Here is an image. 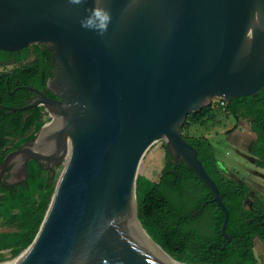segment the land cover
Masks as SVG:
<instances>
[{"label":"water","instance_id":"water-1","mask_svg":"<svg viewBox=\"0 0 264 264\" xmlns=\"http://www.w3.org/2000/svg\"><path fill=\"white\" fill-rule=\"evenodd\" d=\"M100 2L111 16L103 34L81 26L94 0H0V49L44 44L57 96L38 91L9 108L42 106L56 121L7 152L0 171L14 163L25 179L29 159L63 165L37 233L11 264H175L135 230L138 166L161 138L173 168L181 157L209 187L229 240L217 185L180 125L213 97L227 103L264 87V0Z\"/></svg>","mask_w":264,"mask_h":264},{"label":"trees","instance_id":"trees-1","mask_svg":"<svg viewBox=\"0 0 264 264\" xmlns=\"http://www.w3.org/2000/svg\"><path fill=\"white\" fill-rule=\"evenodd\" d=\"M30 53L34 59L22 63ZM51 54L44 44H34L32 49L24 47L19 53L0 49V65L17 64L0 70V162L7 152L30 137V131L35 133L45 122L42 106L20 111L9 108L30 102L28 85L48 91L46 81L54 75ZM211 111L208 105L191 112L192 121L205 122ZM224 111L249 122L255 137L247 151L254 157V165L264 168V87L254 95L233 97ZM182 129L183 124L182 136L196 148L197 157L217 185L228 212L224 232L229 240L221 232L224 211L211 200L209 187L181 157L173 168L172 155L167 150L158 180L143 175L136 178L135 194L138 188L144 189L135 205L141 229L170 256L186 264H256L254 238L264 246V198L254 200L249 208L245 204L249 184L222 173L207 137L185 135ZM58 175L52 176L40 163L28 160L26 178L18 184L19 189L0 201V219L16 227L0 232V249L9 248L11 256H15L29 245L42 222Z\"/></svg>","mask_w":264,"mask_h":264},{"label":"rangeland","instance_id":"rangeland-1","mask_svg":"<svg viewBox=\"0 0 264 264\" xmlns=\"http://www.w3.org/2000/svg\"><path fill=\"white\" fill-rule=\"evenodd\" d=\"M35 43L28 45L30 49L33 48ZM34 59L33 53H30L23 63H28ZM11 63L0 65V70L9 69ZM47 114H44L46 117ZM193 115L189 113L184 121L182 133L185 135L205 136L213 146L214 154L218 166L222 173L230 178L236 180H244L250 186L245 203L251 204L257 197L264 195V168L254 165L252 156L248 153L247 148L249 143L254 138V133L249 128V122L245 119H236L226 113L219 107L212 108L210 115L203 123L192 121ZM50 121V118L45 120ZM14 140V139H13ZM13 142L9 144L12 147ZM166 160V148L164 139H158L149 146L139 163L137 173L143 175L152 181L158 180L164 162ZM62 166L55 170L56 173H61ZM59 175L57 177H59ZM23 179L16 180L20 182ZM56 184V183H55ZM144 189L138 188L134 197L135 205ZM33 198H36L34 194ZM14 211H18L14 209ZM141 227V225L139 224ZM138 228V227H137ZM135 228L137 233L144 238L138 229ZM14 223L9 220L0 219V230H15ZM141 232L142 230L139 229ZM145 239V238H144ZM24 249L17 255L11 256L8 249H1L0 262L13 263L23 253ZM23 253V254H22ZM253 253L256 257V264H264V246L259 240H254Z\"/></svg>","mask_w":264,"mask_h":264},{"label":"flooded vegetation","instance_id":"flooded-vegetation-1","mask_svg":"<svg viewBox=\"0 0 264 264\" xmlns=\"http://www.w3.org/2000/svg\"><path fill=\"white\" fill-rule=\"evenodd\" d=\"M40 44V43H39ZM22 63H23V61H22ZM52 63H53V61H52ZM13 65H17L16 63H14L13 62V64H12V66ZM53 65H54V63H53ZM11 66V67H12ZM10 67V68H11ZM53 71H54V73H55V71H56V68H55V65L53 66ZM54 76V75H53ZM53 76H51V77H49L48 79H47V81H46V88H48V91L47 90H45L44 88H37V87H35V86H31V85H28L27 86V88L31 91V97H30V101H32L34 98H37L38 97V91H41L43 94H45V95H47V96H49V97H52V98H57V96H56V94L52 91V89H50V87H48V85H47V82H48V80L49 79H51ZM50 93V94H49ZM43 109V114H42V117H44V114L46 113L45 112V110H44V108H42ZM41 128V127H40ZM39 128V129H40ZM249 128H250V124H249ZM38 129V130H39ZM37 130V131H38ZM37 131L35 132V133H33L32 131H30L29 133H28V136H30V137H28V139L26 140V141H28V140H30L31 138H33L35 135H36V133H37ZM252 131V130H251ZM253 132V131H252ZM254 133V132H253ZM31 134H33V136L31 135ZM254 137H255V134H254ZM16 141H17V139H15ZM254 140V138L252 139V141ZM26 141H23V142H21L20 143V145H22L24 142H26ZM251 141V142H252ZM250 142V143H251ZM249 143V144H250ZM20 145H18L17 147H13L11 150H13V149H16V148H18ZM252 161H254V157L252 158ZM42 166H43V168H45V170H48L49 171V174H51L52 176L54 175V173H55V170L57 169V168H59V164H53V165H51V166H46V165H44V164H41ZM62 168H63V166H62ZM20 178V173H19V170H18V168L17 167H14V163H11L10 165H8L3 171H0V201L5 197V196H7V195H9V194H11L13 191H16V190H18L19 189V186H18V184L19 183H21L23 180H21L20 182H17L16 180H18ZM264 198V195H262V196H259V197H257L256 199H258V198ZM255 199V200H256ZM254 201V200H253ZM253 201L251 202V204H249V205H247L246 203V205L249 207V208H251L252 207V205H253ZM202 206H203V204H202ZM9 231H13V230H6V231H3V230H0V232H9ZM259 240L257 237H255L254 238V240ZM260 241V240H259ZM261 242V241H260ZM262 243V242H261ZM5 249H8L9 250V252H10V249L9 248H5ZM0 251H1V249H0Z\"/></svg>","mask_w":264,"mask_h":264},{"label":"clouds","instance_id":"clouds-1","mask_svg":"<svg viewBox=\"0 0 264 264\" xmlns=\"http://www.w3.org/2000/svg\"><path fill=\"white\" fill-rule=\"evenodd\" d=\"M83 0H70L71 4H81ZM87 15L81 19V26L103 34L107 29L111 16L109 11L101 6L100 0H94L93 7L86 9Z\"/></svg>","mask_w":264,"mask_h":264},{"label":"bare ground","instance_id":"bare-ground-1","mask_svg":"<svg viewBox=\"0 0 264 264\" xmlns=\"http://www.w3.org/2000/svg\"><path fill=\"white\" fill-rule=\"evenodd\" d=\"M56 121V120H55ZM55 121H52V122H47L46 123V125H45V127H44V131H46V130H49V129H51L53 126H54V124H55ZM42 135V134H41ZM137 228V227H136ZM138 229V228H137ZM138 231L140 232V234L145 238H142L141 236V238H142V240H144L148 245H149V247L151 248V249H153L154 251H156L157 253H159L160 255H162L163 257H165V258H167L168 260H170V261H172V262H174L175 264H186V263H184V262H180V261H178V260H176L175 258H173V257H170V256H168L167 254H165L163 251H162V249H160L157 245H154L153 243H152V241L143 233V232H141L139 229H138ZM139 235V234H138ZM0 264H11V263H9V262H0Z\"/></svg>","mask_w":264,"mask_h":264},{"label":"built area","instance_id":"built-area-1","mask_svg":"<svg viewBox=\"0 0 264 264\" xmlns=\"http://www.w3.org/2000/svg\"><path fill=\"white\" fill-rule=\"evenodd\" d=\"M225 104H226L225 100H224L223 98H221V97H213V98L211 99V106H212V108L219 107V108H221L222 110H224ZM45 112H46V114H47V116H46L45 118H46V119H48V118L51 119L50 114H49L47 111H45ZM46 119H45V120H46ZM48 122H49V121H48ZM44 123H47V122L45 121Z\"/></svg>","mask_w":264,"mask_h":264}]
</instances>
